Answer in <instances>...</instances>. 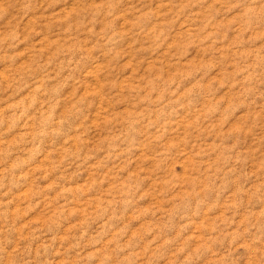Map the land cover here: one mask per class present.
I'll use <instances>...</instances> for the list:
<instances>
[{
	"label": "rangeland",
	"instance_id": "374dc122",
	"mask_svg": "<svg viewBox=\"0 0 264 264\" xmlns=\"http://www.w3.org/2000/svg\"><path fill=\"white\" fill-rule=\"evenodd\" d=\"M0 264H264V0H0Z\"/></svg>",
	"mask_w": 264,
	"mask_h": 264
}]
</instances>
